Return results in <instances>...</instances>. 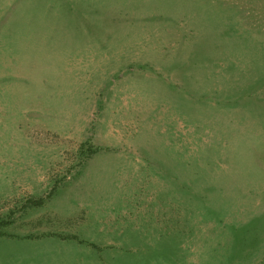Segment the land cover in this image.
Returning <instances> with one entry per match:
<instances>
[{"label":"rangeland","instance_id":"rangeland-1","mask_svg":"<svg viewBox=\"0 0 264 264\" xmlns=\"http://www.w3.org/2000/svg\"><path fill=\"white\" fill-rule=\"evenodd\" d=\"M0 264H264V0H0Z\"/></svg>","mask_w":264,"mask_h":264}]
</instances>
